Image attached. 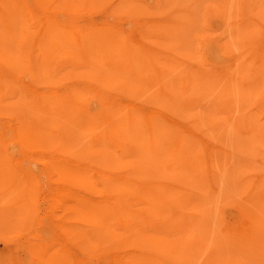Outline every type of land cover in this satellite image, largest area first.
<instances>
[{
    "label": "rangeland",
    "instance_id": "374dc122",
    "mask_svg": "<svg viewBox=\"0 0 264 264\" xmlns=\"http://www.w3.org/2000/svg\"><path fill=\"white\" fill-rule=\"evenodd\" d=\"M156 1L167 13L153 15L160 23L147 39L139 28ZM227 2L47 0L17 13L23 46L54 51L40 83L26 88L27 76L14 79L21 110L49 130L54 151L20 152L11 142L14 120L0 116L12 162L39 178L28 195L10 178L0 184V264H37L40 245L48 247L44 258L62 264H264V0L231 1L227 26L236 22L233 31L243 33L235 41L217 14ZM103 26L116 38L86 41L88 56L65 58L78 50L77 34ZM216 41L228 48L209 50ZM239 63L251 79L233 85L238 95L228 98L215 71ZM0 99L8 109L4 90ZM106 103L119 118L103 114ZM115 123L121 139L111 133ZM155 128L164 137L153 140L159 154L146 167L140 156L152 155ZM48 157L69 165L78 182L50 183L41 173ZM0 166V177L10 172L9 161ZM57 192L69 198L61 208Z\"/></svg>",
    "mask_w": 264,
    "mask_h": 264
},
{
    "label": "bare ground",
    "instance_id": "6f19581e",
    "mask_svg": "<svg viewBox=\"0 0 264 264\" xmlns=\"http://www.w3.org/2000/svg\"><path fill=\"white\" fill-rule=\"evenodd\" d=\"M33 1L34 5L35 4H42L47 0H0V92L1 90H4L5 93H7V96L9 97V103L7 104L8 109H2V100L0 99V116H6L9 117V119L14 120V127L11 129L12 132V141L15 144V147H17L20 150H29L34 146H44L48 145V148H44L46 151V155L50 156L51 155V149L54 151V145L53 143H49L48 139L46 137V133L49 132L47 128H44L42 126H39V122L37 120L33 121V115H29L28 113H24L21 110L22 102L21 99H17V93L20 89L16 88L15 85V80H18V77L20 75H25L28 78V84L25 85L27 87H34V85H37L38 83L41 82V77L44 69L43 66L48 69V64L47 61H44L49 54H53L54 51H48L45 48H40L41 46H35L33 49L28 47V46H23L26 39V32H24L23 29H20L18 27V19H17V13L23 8H28L29 7V2ZM234 1V0H231ZM229 0V3L223 5L220 10H218L217 14L222 17L223 24L222 26L227 28L228 35L232 36V39L235 41V36H240L243 33L241 31L238 32V30L233 31V28L237 24L235 21L232 27L227 26L230 25L228 24L229 22H226L229 19V7L232 5V2ZM74 0H69V3H73ZM155 8L153 13H149L144 21L142 26L139 28V32L141 31V35L145 38H151L153 34V27L160 23L158 22L154 16L155 14L159 13H167V8L166 7H159V1L155 2V6L152 7ZM242 14V13H241ZM226 22V23H224ZM231 22V24H233ZM244 22V20H243ZM249 25V24H248ZM250 26V25H249ZM230 27V28H229ZM229 28V29H228ZM244 28V24H243ZM251 30H253V27H250ZM246 27L244 28V30ZM76 33L80 30V27L78 26L75 28ZM249 33H252L250 29H246ZM247 32V33H248ZM189 33H193L192 30H190ZM98 34V35H95ZM107 35V36H106ZM249 35V34H246ZM253 35V34H252ZM257 35V34H256ZM255 35V36H256ZM117 34L114 32L108 30L106 27H99L96 31H91V34L89 35L88 31L83 30V33L77 34L76 37V45L78 47V50L74 53H69L67 52L68 57H65L66 59H73L77 60L78 58L75 57L76 54H79L80 57L88 56L89 51L87 49V43L86 41L90 40H97V39H102L105 42H110L114 38H116ZM245 36V35H244ZM243 36V37H244ZM251 36V35H249ZM255 38V37H254ZM200 38L197 37L198 43H201L199 40ZM257 39V38H256ZM188 41V40H187ZM218 43V41H216ZM255 42V41H254ZM249 43V41H248ZM253 43V42H251ZM248 45V44H247ZM49 49H53L52 45L50 44L48 46ZM211 49L209 50H224L228 48V46H224L222 42L219 41L217 45H213L210 47ZM60 56L62 54L58 55V59H60ZM153 61V68L156 72H159V64L155 61ZM244 61V60H241ZM248 61V60H247ZM246 62V61H245ZM241 63V62H240ZM239 63V64H240ZM248 63V62H247ZM238 66V65H237ZM237 66H234L235 68ZM246 65L240 64L236 69L234 68L232 71H215L214 77L217 78L219 82H223L225 85V88H223L222 92H227L228 98L231 97H236L238 95L237 93H231L232 90H234L233 85L235 84H240L241 81L244 80H250L251 78L247 75V70H246ZM229 69V67H227ZM233 68V67H232ZM23 69L24 71H22ZM222 70V69H221ZM239 71V72H238ZM54 72H57L56 70ZM11 77V81L9 79ZM259 81H253L249 85L255 86V83ZM182 83H184V80H182ZM246 84V83H244ZM247 86V85H246ZM187 90H189L191 87L189 86H183ZM182 87V88H183ZM13 90L17 92H12ZM9 92H12L11 94ZM99 95V92H97ZM220 100H225V98L220 99ZM222 103L218 104L221 105ZM10 105H13L9 108ZM19 107V108H18ZM46 109L49 110L47 106H45ZM102 112L104 115L110 117L112 120H116V117L119 118L120 112L119 109L116 108H108L107 103L101 106ZM234 110L238 111L240 110L239 107H234ZM238 119L237 121L242 125V128L246 129L248 126V130L246 131L247 134L253 133L255 131V128L249 129L250 128V121L249 117L242 111H239L238 114ZM5 125V124H4ZM111 128V133H116L117 137L121 139L123 135V128L118 129V125L115 123L113 124V128ZM156 132L154 137L152 138V141L150 142V150L152 155H146L144 152H142V155L140 156V159L142 161V164L146 167L150 166V159L151 157L158 155V151L155 150L153 140L158 139V138H163L164 135L160 132L161 130L159 128H155ZM3 124H0V161L1 160H6L9 161V168L10 172H7L3 174L0 177V184L4 182L6 178H10L13 182L15 187H24L26 195H28L29 190L32 187H36L39 184V178H36L31 172L26 173L23 171V167L16 166L15 163L12 162V157L11 154H13L12 150L15 151V149L11 148L8 150L7 149V141L6 137L9 135L5 136L6 132L4 131ZM11 146V145H10ZM9 147V146H8ZM179 150V149H178ZM11 151V152H9ZM49 151V152H47ZM17 152V150H16ZM21 152V151H20ZM58 152V150H57ZM183 152L182 150L177 151ZM11 153V154H10ZM60 154V153H58ZM67 155L72 154V152H66ZM64 155V154H61ZM65 155V156H67ZM57 153L53 154V157H56ZM155 162L154 160L151 161V163ZM1 167V166H0ZM29 166L26 165L25 168H28ZM234 166H231L230 168H233ZM71 169L69 168V165H64L63 163L60 162L56 163L55 161H51L48 157V163H46L42 169L41 173L42 175L50 181V183H57V184H65V185H71L72 183H77L78 180L75 179V176H73V173L70 171ZM31 171V169H29ZM237 171L230 170L231 174H235ZM24 173L25 175H21ZM1 175V172H0ZM24 177L29 180V183L24 182ZM229 181V180H228ZM53 191V190H52ZM55 203H56V208H61L62 205L69 200L67 196L63 193H56L53 194ZM249 205L255 206L257 205L256 199L251 198V200L247 201ZM88 212L87 214H89ZM246 214H252V211L246 208ZM92 216V215H89ZM206 220L208 222V217H206ZM255 218L251 217L250 219V225L252 227L251 231L255 229L254 227V221ZM252 234V233H251ZM181 236H185V238H188L189 236V230L188 228H185L181 234ZM184 238V239H185ZM42 253V258L43 260L37 259L38 263L37 264H62L59 260L55 259L54 257H47L44 258L43 252L48 249L46 245H40L38 246ZM78 264V263H77ZM124 264V263H123ZM226 264V262H225Z\"/></svg>",
    "mask_w": 264,
    "mask_h": 264
}]
</instances>
